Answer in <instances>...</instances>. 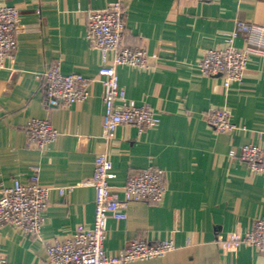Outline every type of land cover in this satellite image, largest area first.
I'll use <instances>...</instances> for the list:
<instances>
[{"label": "crops", "instance_id": "obj_1", "mask_svg": "<svg viewBox=\"0 0 264 264\" xmlns=\"http://www.w3.org/2000/svg\"><path fill=\"white\" fill-rule=\"evenodd\" d=\"M110 1L0 0L21 10L17 50L0 69V187L28 180L38 166L40 183L51 188L39 236L0 228L8 264H44L48 240L71 236L78 224L94 220L96 191L85 182L103 151L112 161L115 188L149 165L164 170L167 185L161 202H132L126 218L109 219L108 253L143 237L170 239L176 247L164 257L126 264H264V253L253 246L220 244L264 216V175L241 158L244 144L264 146V54H252L243 80L230 86L199 66L206 50L226 46L237 20L264 25V0H128L124 42L145 47L150 63L119 65L120 83L129 100L152 105L161 121L141 134L122 124L107 140L101 54L87 38L86 21L89 9L107 8ZM234 43L245 45L241 33ZM57 61L64 71L86 76L87 99L71 106L48 101L43 74ZM214 107L229 109L238 128L215 131L206 117ZM33 117L58 129L53 144H28L25 129Z\"/></svg>", "mask_w": 264, "mask_h": 264}, {"label": "built area", "instance_id": "obj_2", "mask_svg": "<svg viewBox=\"0 0 264 264\" xmlns=\"http://www.w3.org/2000/svg\"><path fill=\"white\" fill-rule=\"evenodd\" d=\"M193 1V0H183ZM208 1V0H199ZM128 0H111L107 8L87 11V38L100 51V81L103 85V130L107 140L115 138L122 124L136 126L141 134L148 128L157 127L161 118L150 104H136L127 98L125 87L120 83L117 67L128 65L147 68L150 54L143 46H131L124 42ZM21 10L14 4H0V69L18 47L17 34ZM241 33L245 45L238 47L235 37ZM252 54H264V25L239 19L236 29L223 48H210L200 60V71L206 76H221L225 86L243 80ZM46 95L53 105L71 106L89 96L88 80L79 72H66L60 61L47 68L43 74ZM207 120L217 132L232 131L238 125L225 107H214L206 113ZM27 142L31 147L43 148L53 144L58 129L46 118H31L26 126ZM241 158L250 170L264 175V146L246 143L241 148ZM112 161L108 151L100 152L95 159L93 176L85 183L96 191L95 216L91 223L78 224L68 237H53L46 243L47 258L44 264H126L134 260H150L166 256L175 249L170 239L154 242L136 237L127 242L117 254L108 253L105 241L110 218L127 217L126 206L132 202L151 200L161 202L166 194L165 172L156 165H149L131 175L126 183L115 188L110 183ZM50 187L39 181V168L33 167L26 181L15 178L12 185L0 187V228L12 225L31 236H39L50 201ZM73 186L60 188L61 193ZM225 249L242 244L255 247L264 253V216L257 218L244 233L232 232L220 239ZM0 264L8 259L0 247Z\"/></svg>", "mask_w": 264, "mask_h": 264}]
</instances>
